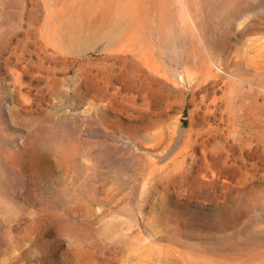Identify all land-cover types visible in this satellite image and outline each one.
<instances>
[{"label": "rangeland", "instance_id": "obj_1", "mask_svg": "<svg viewBox=\"0 0 264 264\" xmlns=\"http://www.w3.org/2000/svg\"><path fill=\"white\" fill-rule=\"evenodd\" d=\"M103 1L0 0V264H264V0Z\"/></svg>", "mask_w": 264, "mask_h": 264}, {"label": "bare ground", "instance_id": "obj_2", "mask_svg": "<svg viewBox=\"0 0 264 264\" xmlns=\"http://www.w3.org/2000/svg\"><path fill=\"white\" fill-rule=\"evenodd\" d=\"M140 1V0H139ZM124 2H127V3H123V5H124V7L122 8L121 7V11L124 13V14H126L125 12L126 11H129V12H131L132 11V9H131V7H129V1H127V0H125ZM104 3H108V2H104L103 0H99V4H101L100 6H104L103 4ZM99 8V7H98ZM122 13V14H123ZM131 14V13H130ZM120 16H122L121 15V12H120ZM130 16H128L127 14H126V16H125V19L124 20H126V19H128ZM115 28H117V27H115Z\"/></svg>", "mask_w": 264, "mask_h": 264}]
</instances>
